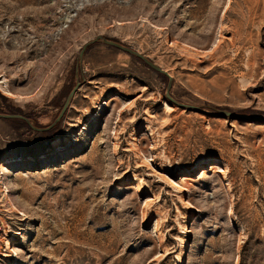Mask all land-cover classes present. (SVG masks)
<instances>
[{
	"label": "rangeland",
	"instance_id": "obj_1",
	"mask_svg": "<svg viewBox=\"0 0 264 264\" xmlns=\"http://www.w3.org/2000/svg\"><path fill=\"white\" fill-rule=\"evenodd\" d=\"M222 110L264 117V0H0V264H264V123Z\"/></svg>",
	"mask_w": 264,
	"mask_h": 264
},
{
	"label": "water",
	"instance_id": "obj_2",
	"mask_svg": "<svg viewBox=\"0 0 264 264\" xmlns=\"http://www.w3.org/2000/svg\"><path fill=\"white\" fill-rule=\"evenodd\" d=\"M100 39L103 42H105V43L112 44V45H114V46H116V47L128 52L129 54L136 56L137 58H139L141 61H143L145 64H147L148 66H150L154 70L165 74V71L163 69H161L158 65H156L154 62H152L148 57L144 56L142 53H140V52H138V51L126 46V45H123V44H121L119 42H116L114 40H110V39H107V38H104V37H101ZM80 54H81V52H80ZM71 93H72V90L68 92V94H67V96L65 98L64 104H63V108L66 106L67 102L69 101V99L71 97ZM167 96L173 102H175L176 104H178L180 106H190V105H187V104H184L182 102H179L177 100L172 99L169 95H167ZM220 113L222 115H228L230 117H238V118H242V119H245V120H248V121L264 123V117L258 116V115H255V114H253V115L252 114L244 115V114H239V113H236V112H231V111H226V110H222Z\"/></svg>",
	"mask_w": 264,
	"mask_h": 264
},
{
	"label": "bare ground",
	"instance_id": "obj_3",
	"mask_svg": "<svg viewBox=\"0 0 264 264\" xmlns=\"http://www.w3.org/2000/svg\"><path fill=\"white\" fill-rule=\"evenodd\" d=\"M166 106L169 108V109H172L173 107H171V106H169L168 104H166ZM59 148V147H58ZM218 165L217 164H211L209 167L210 168H216ZM204 171V169H202L201 168V172H203ZM224 172V171H223ZM224 177V176H223ZM181 179H182V181L185 183V182H187V180L189 179L188 177H187V175H182L181 176Z\"/></svg>",
	"mask_w": 264,
	"mask_h": 264
}]
</instances>
